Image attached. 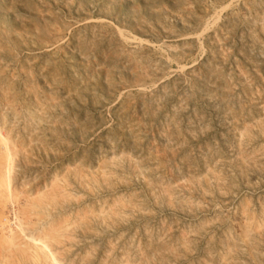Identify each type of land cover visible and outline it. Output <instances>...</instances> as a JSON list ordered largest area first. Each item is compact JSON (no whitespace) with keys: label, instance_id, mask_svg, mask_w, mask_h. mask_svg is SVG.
Wrapping results in <instances>:
<instances>
[{"label":"rangeland","instance_id":"374dc122","mask_svg":"<svg viewBox=\"0 0 264 264\" xmlns=\"http://www.w3.org/2000/svg\"><path fill=\"white\" fill-rule=\"evenodd\" d=\"M0 264H264V0H0Z\"/></svg>","mask_w":264,"mask_h":264},{"label":"bare ground","instance_id":"6f19581e","mask_svg":"<svg viewBox=\"0 0 264 264\" xmlns=\"http://www.w3.org/2000/svg\"><path fill=\"white\" fill-rule=\"evenodd\" d=\"M2 142V141H1ZM5 149H6V147H5ZM8 151V150H7ZM12 162V161H11ZM11 184V183H10ZM6 186H4V187H8L9 186V184H8V182L5 184ZM10 188H12V187H10ZM10 191V190H9ZM7 237V236H6ZM31 241H32V239H31ZM40 243V242H39ZM39 243H36V244H39ZM46 243V242H45ZM6 244V243H5ZM41 244H42V242H41ZM40 247H42L43 248V250H45L46 249V246L45 245H40ZM40 250L41 251H43L41 248H40ZM47 250V249H46ZM49 252V251H48ZM36 255V254H35ZM45 257V256H44ZM50 257V256H49ZM52 259H53V257H52ZM49 260V259H48Z\"/></svg>","mask_w":264,"mask_h":264}]
</instances>
